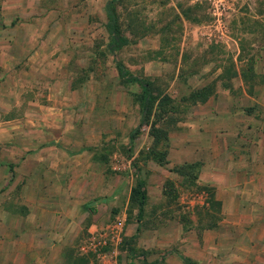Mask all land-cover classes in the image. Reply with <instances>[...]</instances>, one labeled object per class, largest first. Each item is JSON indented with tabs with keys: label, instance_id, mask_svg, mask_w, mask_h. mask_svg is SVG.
I'll use <instances>...</instances> for the list:
<instances>
[{
	"label": "rangeland",
	"instance_id": "1",
	"mask_svg": "<svg viewBox=\"0 0 264 264\" xmlns=\"http://www.w3.org/2000/svg\"><path fill=\"white\" fill-rule=\"evenodd\" d=\"M106 1L0 0V52L15 49L9 69H0V91L47 103L46 128L72 154L71 180L61 187L66 208L58 212L50 206L61 188L38 187L30 165L0 171L8 263L43 256L40 248L60 241L68 244L65 264H182L177 254L195 264H264V230L247 199L255 190L239 180L232 203L216 201L222 193L193 152L210 145L208 101L218 92L232 95V117L255 114L264 83V0H117L128 44L114 57L151 82L154 96L148 124L139 127L140 90L117 77L106 48ZM6 105L0 98V111ZM137 178L146 193L139 217L129 201ZM40 194L47 202L41 211ZM57 213L69 224L63 236L38 230V218Z\"/></svg>",
	"mask_w": 264,
	"mask_h": 264
},
{
	"label": "crops",
	"instance_id": "2",
	"mask_svg": "<svg viewBox=\"0 0 264 264\" xmlns=\"http://www.w3.org/2000/svg\"><path fill=\"white\" fill-rule=\"evenodd\" d=\"M10 39L16 42L19 37L13 34ZM12 45L8 46V50L0 52L2 74L9 69L5 62L14 60L15 49L11 47ZM4 91H0V98L6 99L7 105L2 108V113H10L14 110L15 112L0 118V171L6 169L11 174L12 169L19 172L24 169L23 166L30 165V170L37 173L34 178L32 177V181H37L38 187H63L66 181L71 180L69 173L72 169V154L61 145L62 142H57L56 138L53 140L46 128L48 104L37 100L13 101L9 96L5 98ZM242 93L247 97L243 89ZM208 104L211 105L207 109L211 118L208 124L211 129V141L207 148L193 150L197 156L196 160L198 163L205 162L209 184L217 190L220 189L222 193V198L216 201H221L223 204L232 203V197L236 192L234 193L231 187L238 184L239 180L253 187L254 196L247 199L254 202L258 213L257 220L260 228L264 230V83L257 93L256 111L253 116H244L242 120L232 117L234 115L232 95L228 90L210 97ZM39 119L44 123L39 122ZM251 122L253 124H250ZM11 140L15 142L14 146L2 147L4 143L13 144ZM78 154L76 156L80 157L81 153ZM12 155L19 157L13 160ZM75 160L77 158H74ZM19 161L21 163L18 166H13V163ZM45 170L49 177L44 175ZM43 181H47L46 184ZM52 196L53 204L50 206L52 210L58 212L66 208V194L62 188ZM42 197L44 195L40 194L39 199L34 200L38 204L36 208L40 211L44 210V206L46 209L47 204ZM27 221L33 223L34 219L28 218ZM36 226L38 230H60L58 235L63 236L69 224L62 213H57L49 218H38ZM0 230H6V225L0 226ZM66 245L68 244L60 241L58 244L49 242L40 248L44 250L43 256L32 255L26 260L16 256L17 258L10 263H8L6 247L0 245V264H65L68 259L63 255L68 250ZM54 251L61 252L59 259L53 258Z\"/></svg>",
	"mask_w": 264,
	"mask_h": 264
},
{
	"label": "trees",
	"instance_id": "3",
	"mask_svg": "<svg viewBox=\"0 0 264 264\" xmlns=\"http://www.w3.org/2000/svg\"><path fill=\"white\" fill-rule=\"evenodd\" d=\"M116 3L117 0H107L103 6L104 16H105L104 29L108 37L106 48L107 51L112 55L117 77L125 83L136 84L140 90L139 99H138L140 106V116L137 125V127H139L148 124V117L153 106L154 96L152 95V91H151V82H149L144 78L129 73V71H127V69L114 57L116 51L122 49L128 44V40L119 31L118 18L115 9ZM150 126L153 127V124L152 125L150 124ZM137 127H135L132 130V132L129 134L130 136L135 132ZM143 185H144L143 181L137 178L135 181V185L130 189V194H129V201L135 203L138 217L141 216L143 206L146 200V193ZM132 255H133V251L129 248L128 256L131 257ZM177 255L182 264H195L189 258L182 256L180 254Z\"/></svg>",
	"mask_w": 264,
	"mask_h": 264
}]
</instances>
